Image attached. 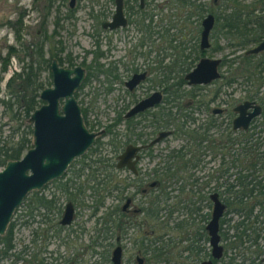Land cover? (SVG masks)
I'll list each match as a JSON object with an SVG mask.
<instances>
[{
	"label": "flooded vegetation",
	"instance_id": "1",
	"mask_svg": "<svg viewBox=\"0 0 264 264\" xmlns=\"http://www.w3.org/2000/svg\"><path fill=\"white\" fill-rule=\"evenodd\" d=\"M210 2L215 6L218 0ZM73 7L67 2L66 11L71 17ZM152 11L146 0H122L125 25L115 29L102 27L103 22L110 20L113 10L108 19L100 21V30H95V49L87 62L74 63L66 54L73 64L63 65L56 57H49L48 66L55 59L59 66L84 69L83 81L74 92L75 99L78 92L85 94L81 91L90 78L95 81L96 94L88 100L87 106H80L77 99L76 102L85 128L96 135L91 146L75 157L59 178L30 191L22 199L16 208H22L20 223L27 226L24 218L30 215L29 221L38 223L39 227L32 230L30 244H19L15 259L4 264H89L84 258L86 254L94 257L93 264H113L111 255L115 248L119 251L118 264H264V215L239 216L241 222H235L239 229L234 231L235 223L231 226V217L226 216L228 212L232 214L223 198L227 192L224 190L221 195L216 191L231 183L230 155L239 154L237 152L248 146L249 134L255 138L264 160V49L245 54L246 49L263 38L264 26L256 42L244 48L231 46L233 49L228 55L218 58L219 77L207 83L188 85L184 75L199 59L213 58L211 54L220 49L217 41H209L210 33L217 28L214 27L215 13H205H211L214 20L208 46L200 49V20L205 15L197 22V36L188 37L186 41L167 36L169 27L166 22L164 26L159 24L162 20L161 16L157 18L159 10ZM254 12L263 19L259 25H264L263 2ZM104 13L101 18H105ZM129 24L140 34L134 43L130 38L119 48L105 36L117 31L126 33ZM101 33L103 36L98 38ZM119 51H123L121 55ZM56 54L59 56L60 52ZM248 56H252L250 61L255 63V69L248 67ZM220 67H224L223 73ZM254 71L253 84L247 77L248 72ZM179 75L183 79L181 84L176 82ZM247 85L253 90L248 91ZM154 92L159 94L157 102L129 113ZM188 94L191 96H186ZM247 101L254 102L257 113L245 128H234L233 120L240 112L237 108ZM41 103L40 100L39 105ZM251 110L247 107L243 112L247 114ZM178 125L181 129H192L189 139L178 130ZM251 130L254 132L250 133ZM162 132L168 133L160 136ZM169 137L179 143L170 144ZM127 146L138 149L123 158L122 165L118 166L119 157ZM176 153L181 157H175ZM143 158L150 167L142 166ZM84 169L87 173H83ZM68 172L71 175L64 179ZM80 175H85L84 182L77 180ZM87 183H90L89 195L93 196L88 206L89 216L94 217L100 228H96L97 235L89 244H67L69 236H78L70 225L75 208L83 201ZM49 184L55 188L50 196L37 194ZM31 193L36 194L35 197H29ZM212 194H216L224 206L218 218V244L222 250L217 258L212 255L206 229L214 204ZM60 195L66 200L63 206L58 205ZM109 197L113 204L105 206L104 200ZM41 199L48 200L47 208L36 205ZM68 202L73 206V216L69 223L61 224ZM32 211L35 215H31ZM109 212L113 227L110 234L102 223L103 216ZM11 223L13 226L10 219L4 233L0 234V264L13 249L12 239L8 248L3 246V236Z\"/></svg>",
	"mask_w": 264,
	"mask_h": 264
},
{
	"label": "rangeland",
	"instance_id": "2",
	"mask_svg": "<svg viewBox=\"0 0 264 264\" xmlns=\"http://www.w3.org/2000/svg\"><path fill=\"white\" fill-rule=\"evenodd\" d=\"M146 1H148V9L155 12L156 7L154 5L157 2H161L164 0ZM198 1L204 4L206 3L208 6H210L212 13L218 12L220 10L222 11L225 4V2L221 0H218L217 5L215 6H212L210 0H196L195 2ZM67 2L68 0L55 1L49 10L47 9L44 0H0V53H5L6 45L16 44L14 40V33L10 29L8 22H13L14 20L20 18L22 27L21 38L23 43L30 44L32 42H36L40 40L44 35H46L47 40L43 42L44 50H48L49 48L50 51L54 52L56 48L61 46L63 47V49L59 54L60 57H64L67 54L73 59L74 63L80 62L81 60L87 62L90 59V52L95 49L93 44L95 40V30H100V21L109 18L113 10V2L111 0H75L72 17L69 18L66 17L67 14L71 15V13L66 11ZM156 9L159 10V13H156L157 18H159L160 16L162 17V20L159 24L164 26L166 22L167 27L168 24H171L172 26L168 30V36H176L181 40L187 41L188 37H191L192 35L195 36L197 34V22L200 19L198 18V16H191L189 20L186 21L183 27H178L175 24L173 12L167 11V9L165 7L163 8L162 6L157 7ZM103 12H105V18H101V13ZM179 15L183 19L182 14L180 13ZM204 15L205 13H203L202 16ZM55 19H58V27H55L54 25ZM217 29L218 28L212 30L209 35V41H217V45L220 47L217 52L211 54V57L213 58H221L222 55L226 56L229 54L228 52L233 49V47L227 45V41L223 38L222 34L217 31ZM127 30L128 32L126 33L125 31H117L116 33L111 35L105 34V36H109L111 38V41L117 44V46H120L119 48H121L127 40L130 41V38L131 42L134 43L140 37V34L136 31L133 24H129ZM100 36H103V34H98V38H100ZM122 52L123 51H119L118 54L121 55ZM63 65H65V63H63ZM19 66L20 64L17 62L15 57L10 58L6 71L2 73V79L0 81V98L4 97L5 81L12 74V71L19 69ZM224 70V67L219 68L220 73H223ZM41 78L43 80L44 86L50 85L51 82L47 70L41 73ZM95 88V81L90 78L87 85L81 91L85 94H81L79 92L77 94L76 99L79 102L80 106H87V103L89 102L88 100L95 97ZM247 90L251 91L253 90V88H251L250 85H247ZM16 106L17 105L14 104L10 109H2V107L0 106V140H8L10 132L12 131L11 129H14L19 123H27V118H24L22 113H18V109L16 108ZM88 118L91 119L92 116H88ZM18 134V131H14L12 137H10L11 140H15ZM168 140L170 144L173 145L179 143V141L177 142L170 137L168 138ZM157 149L159 151L161 147L159 146ZM161 153L164 154V151H161ZM141 164L142 166H149L146 164L145 158H143ZM75 168L76 166H74V169ZM232 172L233 169H231V173ZM83 173H87V171L84 169ZM70 175L71 173L68 172L64 179L68 178ZM77 180L79 182H84L85 175H80ZM89 184L90 183L85 184L86 187L84 188V192L82 195V203L84 205H82V203H78L79 205H77L74 210V220L70 225V227L75 230V233H77L78 236L74 237L73 234L69 236L67 238V244H89L90 241L97 235L95 232L96 228H100V225L94 221V217L89 216L91 209L88 206L91 205V200L93 199V196L89 195L91 193V189L87 187ZM54 189V185L49 184L37 194H42L48 197L51 195ZM34 195L36 194L31 193L28 196L32 198L35 197ZM60 196L61 198L58 201V205L63 206V203L66 200L62 198L63 195ZM112 204L113 200L110 197L105 198V206H111ZM20 207L13 212L11 217V221L13 222L11 238L13 249L10 250V253H8L7 257H3V264L15 259V250L16 248H18L19 244H30L32 230L39 227L38 223L29 221L30 215L24 218L28 221L27 226H23L20 223L21 219H19V216L22 213V208ZM101 210H103V207L98 211V214L101 212ZM254 210L256 214L258 210ZM260 214L261 216L264 215V205H262ZM31 215H35V211H32ZM228 215L231 217V226L240 219L239 216H236L233 213H226V216ZM35 218H38V216H36ZM78 226H81V229H79L80 227ZM230 231L232 232V229ZM80 232H82V234H80ZM79 234L81 236L80 238ZM109 240L111 241V238H109ZM106 242H108V240ZM54 245H56V243H54ZM62 250L63 249H61V252ZM66 255L67 254H65V256ZM84 258L86 261L88 260L89 264H93L91 263V261L94 257H89V254H86L84 255Z\"/></svg>",
	"mask_w": 264,
	"mask_h": 264
},
{
	"label": "water",
	"instance_id": "3",
	"mask_svg": "<svg viewBox=\"0 0 264 264\" xmlns=\"http://www.w3.org/2000/svg\"><path fill=\"white\" fill-rule=\"evenodd\" d=\"M75 0H68L72 7ZM113 14L109 21L103 22L102 27L115 29L125 25L122 14V0H113ZM264 4V0H263ZM213 15L206 14L200 20L199 48L208 46V35L213 25ZM264 49V36L253 47L245 50V54H255ZM218 58L203 57L194 68L184 75L188 85L207 83L219 77ZM51 86L40 90L38 98L42 103L35 108L27 118L31 125V147L18 159L8 160L0 167V234L4 233L10 222L14 210L19 206L27 193L41 189L53 179L59 178L71 161L82 155L93 142L96 133L89 132L82 121L79 106L74 97L84 78V69L80 66L65 68L59 66L52 59L48 66ZM159 94L154 92L149 97L139 101L130 110V114L157 102ZM252 108L247 114L245 108ZM240 112L233 120V127L245 128L249 120L257 113L254 102H244L237 108ZM168 132L160 133V136ZM155 141V140H154ZM137 147L127 146L119 157L118 166L122 165L123 158H128ZM214 201L211 218L206 226L209 243L212 246V255L217 258L221 254L217 234L218 218L222 213L223 205L212 194ZM73 216V206L66 203L60 219L61 224L70 222ZM119 251H112L111 261L118 264ZM264 260V257L262 258Z\"/></svg>",
	"mask_w": 264,
	"mask_h": 264
},
{
	"label": "trees",
	"instance_id": "4",
	"mask_svg": "<svg viewBox=\"0 0 264 264\" xmlns=\"http://www.w3.org/2000/svg\"><path fill=\"white\" fill-rule=\"evenodd\" d=\"M47 9L50 10L55 1L44 0ZM63 1V0H62ZM196 0H164L158 2L154 6L165 7L167 11L173 12L175 24L178 27H183L187 20L193 15L201 18L203 13L211 11V7L206 3L195 2ZM225 4L223 10L215 13V26L223 38L227 41L228 46H238L244 48L249 44L256 42L261 37V29L259 22H263L260 17L256 16L254 8L261 6L263 0H221ZM48 12V11H47ZM182 14L183 19L179 14ZM67 18L71 17L69 14ZM10 29L14 33L16 44H9L5 47V53H0V81L2 73L6 71L10 58L15 57L20 64L18 70L12 71V74L5 81L4 97L0 98V106L3 108H11L14 104L17 105L18 113H22L24 118H28L29 114L39 105V91L44 87L41 73L47 70L49 57H56L59 63L72 65L73 62L68 56L60 57L57 52L62 51L59 46L57 50L52 52L44 50L43 42L47 40L44 35L40 40L26 44L21 38V20L20 18L13 22H8ZM55 27H58V19L54 21ZM175 26V27H176ZM170 29L171 24H168ZM178 29V28H177ZM198 30V26H197ZM168 36V34H167ZM193 36V35H192ZM197 36V34L195 35ZM194 36V37H195ZM176 37V36H175ZM57 43V42H56ZM59 44V41H58ZM48 53V54H45ZM252 56H248V67L256 68L254 62L250 61ZM26 59V60H25ZM253 69V70H254ZM254 73L248 72L247 81L254 84ZM177 84L183 83L182 76L176 78ZM186 96H191L188 94ZM178 130L183 133L185 138L191 137L192 129L190 127L181 129L178 125ZM9 139L0 140V167L8 160H16L22 152L31 146V126L28 123H19L14 129H11ZM14 131L19 134L15 140H11ZM251 130L250 133H253ZM248 146L237 152L239 154H231V165L233 172L231 183L225 186L222 190L216 189L221 195L225 190L227 195H223L226 205L231 209L233 214L242 216V218L255 217L260 214L262 205L264 204V160L258 151L257 143L252 134L248 135ZM253 140V141H252ZM190 144V142H189ZM186 147V146H185ZM175 157H181L180 153H176ZM79 189L75 188L74 190ZM48 200H40L36 202L40 207L47 208ZM257 209V213H253ZM95 210V208L93 209ZM106 214V213H105ZM238 223L241 221L238 220ZM103 225L106 232H112L111 213L103 216ZM12 223L8 226L6 234L3 236V246L8 248L11 245V228ZM234 231L239 229V224L233 225Z\"/></svg>",
	"mask_w": 264,
	"mask_h": 264
}]
</instances>
